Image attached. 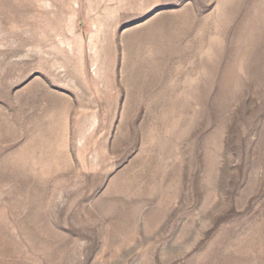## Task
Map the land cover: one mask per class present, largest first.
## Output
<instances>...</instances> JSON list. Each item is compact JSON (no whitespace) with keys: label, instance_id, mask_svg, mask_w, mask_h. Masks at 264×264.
<instances>
[{"label":"rangeland","instance_id":"rangeland-1","mask_svg":"<svg viewBox=\"0 0 264 264\" xmlns=\"http://www.w3.org/2000/svg\"><path fill=\"white\" fill-rule=\"evenodd\" d=\"M0 264H264V0H0Z\"/></svg>","mask_w":264,"mask_h":264}]
</instances>
